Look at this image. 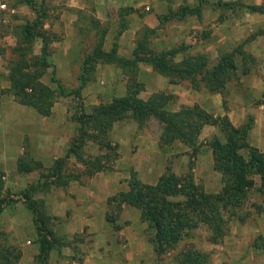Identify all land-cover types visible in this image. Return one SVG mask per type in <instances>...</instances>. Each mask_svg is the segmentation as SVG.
<instances>
[{"label": "crops", "instance_id": "0c3cea01", "mask_svg": "<svg viewBox=\"0 0 264 264\" xmlns=\"http://www.w3.org/2000/svg\"><path fill=\"white\" fill-rule=\"evenodd\" d=\"M230 1L235 0H93L91 14L100 25L107 19L108 14L113 13L112 24L114 20L119 19L118 8L123 6L131 8L122 16L124 28L116 34L117 36L113 37L108 31L104 34L102 44L104 50H108L115 42L117 53L120 55L119 49L125 47L126 53L122 56H129L134 46L136 30L145 25L157 32L156 35H151L150 46H153L152 42L158 40H161L162 44L174 43L176 40L185 45L190 42L188 48L191 53L202 52L209 62L227 45H234L249 33L264 28V11L251 12L244 7L245 4H260L264 8V0H240L243 5L233 8L221 4ZM0 4L4 7L3 2ZM182 4L198 6L199 13L159 23L158 16ZM17 5L25 4L18 3L14 7L10 4L8 13L2 11L7 17H3L1 21V28L5 30V33L0 38V45L4 47V51L0 53V201L4 198L0 202L2 206L0 230L4 233L7 242L17 244L20 249L21 253L16 264H33L38 250L33 214L24 205L22 199L9 202L7 201L9 196L6 197V195L8 191H22L29 185L41 184L43 182L41 174L46 173L55 159L65 154L71 141L76 137L78 123L70 117L64 97H59L53 102L48 115H41L32 107L16 102L6 91L9 87L6 76L10 50L6 51L5 46L11 49L15 44L11 29L20 20L19 16L24 14L20 13L21 6L16 7ZM86 5L85 0H67L64 11L66 20L62 21L66 34L62 40L64 44L73 28L71 20L75 16L74 11L81 9V16H83L82 12L88 11ZM27 8L25 12L31 19L34 12L28 6ZM11 14H16L18 18H11ZM52 21H46L45 27L50 29V26L54 25ZM82 26L85 29L90 28L87 24ZM197 31L205 32L202 37H194L192 41H189L188 33ZM53 43L54 41L51 44ZM243 50L255 59L256 64L241 75L239 74L237 87L227 85L222 94L210 92L204 87L194 90L183 85L182 82L168 83L165 77L152 70L149 65L139 63L136 79L142 83L143 88L138 96L144 98L143 96L154 91L165 90L175 95V108L180 105L196 104L213 117L225 115L233 126L241 125L250 115L253 121L247 132V142L259 152H264V105L258 102L264 92V83L259 80L264 78V35H256L247 41L243 45ZM48 61L52 65L58 64L60 69L65 68L64 66L69 62L63 54L57 58L53 55ZM98 71H102L103 74H98ZM103 75L108 80L103 81ZM44 77L45 79L49 77L48 68L40 79L50 86ZM95 79L93 85L80 90L78 100L83 101L84 108L89 104L108 102L112 96H118L124 92L122 74L111 64H97ZM113 79L117 80V86L111 83ZM240 86L247 88L251 95L249 98L240 92L241 88H238ZM221 134L216 125L203 124L197 136L196 149L193 151L192 147L178 141L169 145H159L158 134L152 135L136 128L133 120L113 122L107 138L110 143L117 145V153L110 163L106 161L109 168L114 166L115 169L112 167L88 176L81 173L85 171L84 166L75 161L73 156H69L68 163L72 162L82 168V171H75L80 173V181L70 180L65 186L48 184L44 191L36 189L30 194L31 198L41 201L44 214L48 218L46 224L53 234L64 239H61L62 245L54 246L48 251L45 264H132L134 261L132 258L139 252L145 251L149 256L151 251L146 247L136 251L129 246H117L114 232L123 233L124 228L113 232L109 227H105L102 214L104 199L109 194L127 188V185H123L119 180L117 168L131 165L142 182L152 184L165 171L164 164L171 154L183 153V156L187 157L186 153H195V161H198L203 153L212 169V155L208 141L212 137L222 140ZM87 144L94 145L97 152L86 153ZM100 149L91 141H87L83 146L84 154L90 156L101 154L102 149ZM23 156L38 161L40 166L18 172L17 162ZM189 161L191 160H188L187 164ZM254 180L257 185L259 177L257 176ZM220 186L219 179L214 183L206 181L202 183V188L208 192H216ZM14 210L20 212V216L17 215L18 213H13ZM237 227L239 231H235ZM81 233L89 235V238L92 237L93 245L85 248L81 247L80 242L71 241L73 236L80 237ZM255 236H257L258 244L251 245ZM227 237L229 241L227 247L223 243L214 247L213 253L209 254L208 264H264V213L254 214L253 225L246 221L232 224ZM105 238L108 242L104 241L106 246L101 249L96 242L99 245L103 244ZM127 244L130 245L129 238ZM205 246H208V243ZM213 246L215 244H209L206 249ZM147 264H149L148 261Z\"/></svg>", "mask_w": 264, "mask_h": 264}, {"label": "trees", "instance_id": "16d2710c", "mask_svg": "<svg viewBox=\"0 0 264 264\" xmlns=\"http://www.w3.org/2000/svg\"><path fill=\"white\" fill-rule=\"evenodd\" d=\"M18 3L28 6L34 12V16L31 19H23L11 29L15 44L11 47L10 53L16 56L10 58L7 63L6 77L9 87L6 91L16 102L32 107L41 115H48L51 105L59 97L72 95L79 99L80 90L92 80L97 64L115 65L124 78V92L121 95L112 96L108 102L94 105L89 112L71 113L70 117L78 123L76 137L71 141L65 154L55 159L46 173L41 174L43 177L41 184L29 185L20 192L24 205L33 214L38 244L35 264H45L48 251L63 243L47 226L48 218L44 214L42 203L31 198V192L36 189L44 191L48 184L65 186L70 180L80 181L79 172L66 170L69 156H73L75 161L84 166L85 171L81 173L88 176L97 171L110 169L106 161L108 160L106 152L85 155L83 146L87 141H91L99 149H108L107 133L111 125L124 118L133 120L139 129L146 126L150 120H155L159 125L157 136L159 145H169L178 141L192 147L193 151L196 149L197 136L202 125L206 123L216 125L223 139L212 137L208 144L212 155V169L220 174L221 186L216 192L205 191L194 181L190 165L181 174L174 173L166 166L165 171L152 184L142 182L132 173L126 181V189L106 198L105 222L113 225L123 205L137 208L139 219L145 224L147 240L157 256L178 247L200 224L208 230L209 242L214 243L222 238L228 231L230 219L243 221L244 216L239 214L238 210L242 209L251 190L261 195L260 202L252 203L253 211L264 213V154L247 142L252 116L248 115L241 125L233 126L225 115L213 117L196 104L169 109L168 104L173 102L175 95L157 90L141 98L138 94L143 85L136 79L138 64L143 63L165 77L168 83L185 81L191 89L204 87L210 92L222 94L226 82L236 76L235 58L249 57L253 60L242 46L256 35H264V28L249 33L231 49L221 52L218 59L209 66L203 53H182L187 48L184 44L153 49L149 44L154 29L145 25L135 38L129 56L119 55L115 42L108 50H104L102 44L106 30L98 26L97 19L91 17L88 23L89 27L95 30V38L80 61L76 75L77 85L66 88L51 77L54 86L50 87L43 83L40 77L50 65L48 61L50 44L56 37L51 31L43 28L42 18L45 12L39 3L37 4L35 0H14L11 7ZM221 4L231 8L243 5L240 0ZM244 7L251 12L264 11L260 4H245ZM120 11L122 8L117 13L119 18L122 16ZM198 13V6L182 4L175 9H168L157 18L160 23ZM10 17L18 18L16 14H11ZM2 19L3 12L0 10V38L5 33L1 28ZM123 28L124 22H121L117 34ZM35 41H39L38 53L33 52ZM3 51L4 47L0 45V53ZM258 102L264 105V92ZM244 148L247 149L245 156L241 153V149ZM39 166L38 161L23 156L18 159L17 171H28ZM250 174L258 175L257 185L249 177ZM113 226L118 229L117 225ZM187 244H183L174 254V264H208L207 253L196 248L191 242ZM20 253V249L14 245L0 246V264H16Z\"/></svg>", "mask_w": 264, "mask_h": 264}, {"label": "rangeland", "instance_id": "374dc122", "mask_svg": "<svg viewBox=\"0 0 264 264\" xmlns=\"http://www.w3.org/2000/svg\"><path fill=\"white\" fill-rule=\"evenodd\" d=\"M13 1L14 0H0V3H2V2L4 3V7L0 8V10L3 11L4 13H8L9 6H10V4L13 3ZM36 3L37 4L39 3L40 6L42 8H44L45 15H44V18H42L43 28L45 27L46 21L53 20L52 23L54 24V25L50 24L51 25L50 29L45 27V29L51 31L56 37V40L54 41V43L50 44V49H49L50 52L48 55V59H49V57H51L53 55L55 56V58H57L58 56L63 54L65 56V58L69 61L68 64H66L64 66L65 68H63V69H60L58 67V64L52 65L50 63V65L48 66L49 77H48V79L47 78L45 79V77H44V80H47L46 82L50 86L53 87L54 82L50 80L51 77H53L59 83H61L64 87L73 88L77 85L76 75L79 71L80 61H81L83 55L89 50V47L95 38V30L94 29L82 28L83 27L82 25H84V24H87V26L89 27L88 20H90V18L93 17V14H91V13H93V8H92L93 7V0H85V3L87 4L86 6L88 7V11L84 10V12H82L83 16H81V9L78 11H76V10L74 11L75 16H74L73 20H71L73 28L70 31V34H68V37L65 39V44L62 42L63 38L66 36L62 21L66 20V14H64V11H65V8L67 7L66 6L67 0H36ZM18 6H21V12L20 13H24L23 15L19 16L20 20L18 22L22 21L23 19H29L28 15L25 12L28 9L27 6L17 5L16 7H18ZM119 9L120 8L117 9V13H118ZM130 9L131 8L128 6H123L122 11H120V13L123 16V15H125L126 12L130 11ZM122 16H121V18L114 20V22H112V24H111V20L114 18V14L113 13L111 15L108 14L107 19L103 20L100 23V25L98 22V25L101 28H104L106 30V32L107 31L110 32V34L113 37L117 36L116 34H117L118 26H119V24H121V22H124L122 20L123 19ZM3 17L6 18L7 15L4 14ZM141 27L136 30L134 40L139 35V33L141 32ZM109 29L111 31H109ZM204 32L205 31H202L200 33H198V31L195 33L189 32L188 33V35L190 34L189 35L190 36L189 41H192V39H194V37H196V38L202 37ZM67 33H69V31H67ZM156 33L157 32L155 31L154 34L156 35ZM152 36H153V34H152ZM150 38H151V36H150ZM150 44H151V41H150ZM152 44H153V46H151V47L153 49L157 50L159 48H168V47L177 46L179 44H183V42H178V40H176L174 43L169 42L167 44L166 43L162 44L161 40H158V41H154V43L152 42ZM190 44L191 43L188 42V45H186L187 48ZM236 44L234 43V45H236ZM234 45H231V46L227 45V47L224 48L223 51H227V50L231 49ZM38 47H39V41H37L36 44L33 45V52L36 51L35 53H38ZM5 48H7L6 51L10 50L9 46H5ZM187 48L184 51H182V53H185V52L190 53V54L195 53V52L191 53L190 49L189 48L187 49ZM242 48H243V46H242ZM116 49H117V47H116ZM119 50L121 53L120 55H124L126 53L125 47H122V49L120 48ZM197 53H202V52H197ZM220 53L221 52L219 51L218 55L214 57L215 61L218 59ZM8 55L10 56V58L16 56V54H14V53H9ZM178 57H180V56H178ZM213 60L207 62L209 66L215 62ZM235 62L237 65L236 76L229 79L226 82L225 87H227V85L232 86V87H237L238 86L237 81L239 78V74L241 75L242 73H244L248 69L254 67L256 64L255 59L253 58V60H251V58H249V57H243V58L236 57ZM111 65H113V64H111ZM113 66L116 67L115 65H113ZM98 74H103V72L98 71ZM102 77L104 78L105 76L103 75ZM122 79L124 81L123 77H122ZM95 80L96 79H95V71H94L92 80L87 82L83 87H87L88 85H93L95 83ZM105 80H108V78L106 77L103 79V81H105ZM259 80H261V82L264 83V78H260ZM111 83L113 85L115 83L116 86L118 84L116 79H113L111 81ZM182 84L185 86H188V83L185 81H183ZM90 87L92 88L93 86H90ZM238 88H241V86ZM240 92L243 95H245L246 98H249V96H251L249 91L247 90V88H245L244 86L240 89ZM146 96H143V97L145 98ZM80 99H82V97ZM175 101H176V97L173 100V102H170L168 104L169 109H177V108H175ZM64 102H65L70 114L72 112H75V111L89 112L92 109V107L94 105H96V104H89V105H87V107L85 106V108H84L83 101L82 100L79 101L77 98L73 97L72 95L64 97ZM99 103H104V102H99ZM125 119H130V118H124L122 120H125ZM136 128H137V126H136ZM140 129L145 130L146 132H149L152 135L159 133V125L157 124V122L155 120H150L146 126H144L143 128H140ZM108 134H109V131H108L107 135ZM222 138L223 137L221 136V139ZM107 139H109V138H107ZM116 148H117V145L109 142V148L108 149L102 148V151H100L101 153H105V152L107 153V158H109L108 159L109 163L111 160H113V158L115 157V154L117 153ZM85 152L86 153H95V152H97V149L94 145L87 144L85 146ZM241 153L245 156L247 153V149H245V148L241 149ZM262 153L264 154V152H262ZM186 156L187 157H184L183 153H175V155L173 153L169 156V158L166 159V162L164 165H165V167L169 166L170 170L176 174H181V173L185 172L189 168L188 166L190 165V171L192 172L194 181L201 187H202V183L204 181L209 182V183H214V181H217L218 179L220 180V174L218 172H216L215 170L211 169V167L207 163V160L205 158V154L202 153V158H200L198 161H195V153H186ZM188 160H191V161H189V163L187 164ZM112 167H114V166H112ZM112 167H110V168H112ZM115 168L116 167H114L113 169H115ZM66 169H72L73 171H82L81 170L82 168H80V166H78V165L76 166L72 162L66 163ZM117 169L119 172L117 174V176L119 177V180L122 181L123 185L126 184V181L129 178V175L132 173L140 180L138 173L133 170V167L131 165L127 166L125 168L124 167H122V168L118 167ZM212 171H215L217 174L215 172H214L215 173L214 174ZM257 176L258 175H256V174H250L249 177L252 178V180L254 182L255 181L254 179L255 178L257 179ZM20 192L21 191H8V194L6 195V197L9 196L8 199L6 198L7 201L11 202V201L22 199ZM209 192H212V191H209ZM110 195H112V194L107 195V197ZM106 198L103 201V208H102L103 219H104ZM3 200H4V198L1 199L0 202H2ZM260 200H261V195H259V193H257L256 191H253V190L249 191L247 194V197H246L245 204L242 206L241 210H238V213L241 214L242 216H244L243 221H238L236 218L230 219V221L228 222V231H227L226 235H224L222 238H220L216 242L211 243L207 240L208 230L204 227V225L200 224L199 226H197V228L192 230L188 239H186V241H182L178 247H176L175 249H173L171 251H168L166 253H163V254L157 255V256L153 253L152 248H151V244L147 240V233L145 231V224L140 221L139 212H138L137 208H135L133 206L124 205V206H122L117 217L115 218L113 225H117V227H118L117 230L124 228L126 231L124 230L123 233H121V232L115 233L114 231L116 229L114 228V226L112 224L107 223V222H104V223H105V227H109V229L114 232V234H115L114 239L117 243V246H119V247L129 246L133 249H136V251L138 249H141V247H146V249L148 248V250L151 251L149 256H148V254L145 253V251H143V253L139 252L138 255L135 254V257L132 258V260H134V261H132V264H147V261L149 262V264H174V262H173L174 254L180 249V247L183 246V244L188 245L187 243H190V242L193 243L196 246V248H198L199 250L207 253L208 262H209V254L213 253L214 247H216L217 245L222 244V243L224 244L225 247H227L228 242H229L227 240L228 239L227 236L229 235V231L231 230L232 224L237 223V222L243 223L246 221L250 225H253L254 214H257V213L253 211L252 203L260 202ZM0 207L2 208L1 205H0ZM13 213H15V214L18 213L17 215L20 216V212H18L16 210H14ZM141 225H143V226H141ZM235 231H239V227H237L235 229ZM4 236H5L4 233L0 230V246L14 245V246L18 247L17 244H15V243L7 242V240ZM128 238L130 239V245L127 244ZM60 239H62V238H60ZM62 240H64V239H62ZM71 241L72 242H75V241L80 242L81 247H85V248L93 245V243H94L93 242L94 239L92 237L89 238V235L84 234V233H81L80 237L73 236ZM104 241L107 243L108 242L107 238H105L103 240V244L101 243L99 245L98 242H96V244L102 249L103 246H106V243ZM207 243H208V246H205ZM209 244H215V246H213L209 249H206V247H209ZM256 244H258L257 236H255L251 241V245H256ZM33 264H35V259H33Z\"/></svg>", "mask_w": 264, "mask_h": 264}, {"label": "built area", "instance_id": "2783aa9c", "mask_svg": "<svg viewBox=\"0 0 264 264\" xmlns=\"http://www.w3.org/2000/svg\"><path fill=\"white\" fill-rule=\"evenodd\" d=\"M0 8H3V4H0Z\"/></svg>", "mask_w": 264, "mask_h": 264}]
</instances>
